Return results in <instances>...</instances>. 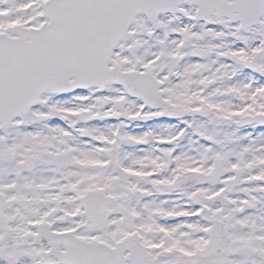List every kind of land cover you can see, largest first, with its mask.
Masks as SVG:
<instances>
[{"label": "snow or ice", "instance_id": "6c2138e0", "mask_svg": "<svg viewBox=\"0 0 264 264\" xmlns=\"http://www.w3.org/2000/svg\"><path fill=\"white\" fill-rule=\"evenodd\" d=\"M0 264H264V0H0Z\"/></svg>", "mask_w": 264, "mask_h": 264}]
</instances>
